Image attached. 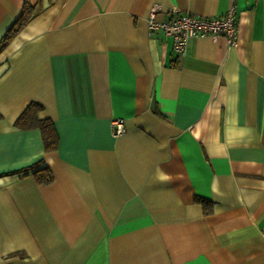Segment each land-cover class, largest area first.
Listing matches in <instances>:
<instances>
[{
	"label": "crops",
	"instance_id": "0c3cea01",
	"mask_svg": "<svg viewBox=\"0 0 264 264\" xmlns=\"http://www.w3.org/2000/svg\"><path fill=\"white\" fill-rule=\"evenodd\" d=\"M24 1L0 0V264H264V0H26L4 41ZM232 3L234 45L147 28ZM31 101L52 150L14 125Z\"/></svg>",
	"mask_w": 264,
	"mask_h": 264
},
{
	"label": "built area",
	"instance_id": "2783aa9c",
	"mask_svg": "<svg viewBox=\"0 0 264 264\" xmlns=\"http://www.w3.org/2000/svg\"><path fill=\"white\" fill-rule=\"evenodd\" d=\"M159 7L153 4L149 8L147 16L148 31L160 30L164 35L172 38L173 49L183 53L190 38L209 35L213 38L223 36L230 45H234L237 39L236 11L234 4L217 16H199L190 12H180L168 19H158ZM112 136H119L124 132V125L119 117L110 120Z\"/></svg>",
	"mask_w": 264,
	"mask_h": 264
},
{
	"label": "trees",
	"instance_id": "16d2710c",
	"mask_svg": "<svg viewBox=\"0 0 264 264\" xmlns=\"http://www.w3.org/2000/svg\"><path fill=\"white\" fill-rule=\"evenodd\" d=\"M33 12V7L25 0L18 16L2 36L4 41L8 38L9 33L16 31L24 25L31 18ZM42 110L43 106L40 103L35 101L29 102L16 117L14 125L19 129L38 128L44 148L46 150H52L56 147L57 135L51 119L49 117L39 116ZM32 174L39 183H46L52 180V173L46 166L33 170ZM195 199L202 203H206V200L203 198L196 197Z\"/></svg>",
	"mask_w": 264,
	"mask_h": 264
}]
</instances>
